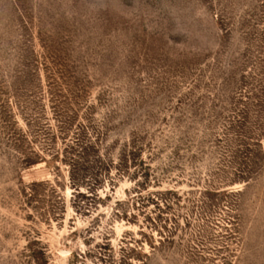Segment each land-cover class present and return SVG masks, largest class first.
<instances>
[{
	"label": "rangeland",
	"instance_id": "374dc122",
	"mask_svg": "<svg viewBox=\"0 0 264 264\" xmlns=\"http://www.w3.org/2000/svg\"><path fill=\"white\" fill-rule=\"evenodd\" d=\"M0 264H264V0H0Z\"/></svg>",
	"mask_w": 264,
	"mask_h": 264
}]
</instances>
